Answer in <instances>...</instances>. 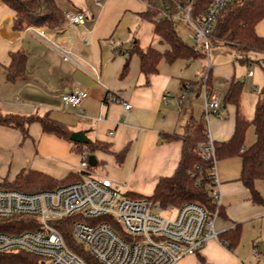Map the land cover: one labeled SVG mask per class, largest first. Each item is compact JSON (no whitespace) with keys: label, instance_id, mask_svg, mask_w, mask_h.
Segmentation results:
<instances>
[{"label":"crops","instance_id":"crops-1","mask_svg":"<svg viewBox=\"0 0 264 264\" xmlns=\"http://www.w3.org/2000/svg\"><path fill=\"white\" fill-rule=\"evenodd\" d=\"M55 1L63 11H82L86 18L80 24H68L65 20V24L57 28L41 27L47 37L44 39L29 26L12 29L13 12L0 0V112L48 114L71 131H83L89 141L107 145L108 151L100 148L93 151L92 164L107 165L111 161L127 166L123 185L130 189L126 192L149 195L160 177L174 172L181 141L163 140L161 134L182 135L191 118H203L205 132L213 141L229 139L234 131L235 107L224 103V95L232 81H241L245 76L257 93L251 97L248 112L243 111L244 106L241 110L246 118H252L254 105L263 94L264 82L256 86L253 81L256 73L252 71L248 75L251 69L243 73L241 79L231 59L235 54L228 52L229 57L223 59L219 56L222 50L215 49L207 64L199 62L204 58H178L171 63L161 59L156 72L146 76L140 71L137 54H129L131 46L136 43L140 48L151 46L159 51L169 46L154 33L153 23L140 17L139 12L146 9L144 1L138 0L141 4L133 12L124 9L123 14L127 16L116 35L110 33V0H98L99 4L95 0H68L65 5ZM140 5H144L143 8ZM143 21L152 23L148 43H142L139 34ZM255 31L264 36V18L255 25ZM154 38L156 44L152 43ZM50 40L69 48L83 67L62 59ZM17 49L26 54V72L24 76L8 80L6 66L11 52ZM260 54L256 52L253 58H263ZM127 57V71L120 76ZM207 71L209 86L205 83L210 94L218 99L219 107L218 114L205 118V98L199 80ZM184 84L189 88L180 102L178 97ZM76 87L85 90L87 95L75 106L63 104L61 95ZM124 102L130 104L128 109L124 108ZM27 134L24 136L20 129L0 124V182L16 181L20 169L25 170L24 174L29 169L38 170L55 179L78 172L79 161L73 154L79 156V144H68L62 140L66 137L43 131L37 121L28 125ZM254 141L253 126H249L245 146ZM126 146L124 160L117 163L113 153ZM240 169L238 156L216 162L217 190L226 215L217 217L215 228L220 232L239 223L238 245L229 249L219 241L209 240L198 253L182 257L173 264H264V204L250 199L248 189L239 180ZM255 187L264 195L263 180L256 181Z\"/></svg>","mask_w":264,"mask_h":264},{"label":"built area","instance_id":"built-area-1","mask_svg":"<svg viewBox=\"0 0 264 264\" xmlns=\"http://www.w3.org/2000/svg\"><path fill=\"white\" fill-rule=\"evenodd\" d=\"M192 1L189 0L187 5L177 4L173 13L161 12V17L187 22L192 29L186 32L187 39L207 53L213 37L214 17L230 0H213L202 19L192 18ZM95 3L99 4V1L95 0ZM64 18L68 24L74 25L83 23L86 16L82 11L65 10ZM28 28L47 38L44 28ZM49 43L60 52L62 59L83 67L69 48L54 40ZM251 74L250 70L248 75ZM206 76L207 72L201 83L205 118L218 114L219 107L218 99L208 91ZM188 88V84L182 86L178 97L180 102ZM86 95L85 90L76 87L66 90L61 101L75 106ZM123 105L126 109L130 107L125 102ZM199 153L202 159L211 163L208 188L216 205L213 211L196 202L161 206L146 197H132L122 191L123 184L92 173L86 150L80 152V178L75 181L36 191L0 187V219L20 216L32 225V228L19 232L0 231V264L11 261L13 254L18 252L36 256L35 264H86L66 244L61 233L64 224L69 226L75 241L101 264H173L185 255L198 253L207 241H219L215 221L221 205L215 144L209 135Z\"/></svg>","mask_w":264,"mask_h":264},{"label":"trees","instance_id":"trees-1","mask_svg":"<svg viewBox=\"0 0 264 264\" xmlns=\"http://www.w3.org/2000/svg\"><path fill=\"white\" fill-rule=\"evenodd\" d=\"M13 12L11 21L12 29H23L27 26L47 27L50 29L65 24L64 11L57 5L55 0H2ZM146 9L139 12L142 19L153 23V31L169 48L159 51L148 46L140 48L136 43L129 49V54H137L140 71L148 76L156 72L158 62L163 59L168 63L178 58L199 59L205 58L206 53L199 46L184 41L177 33L174 20L161 17V12L173 13L176 5H187L189 0H142ZM213 0H193L190 5V14L194 19H202ZM264 18V0H230L215 15L212 28L211 45L218 43L233 47L240 62L250 63L261 59L252 58L249 51L264 53V36L255 31V25ZM6 78L14 80L24 76L26 72V54L17 49L10 54V60L6 66ZM128 68L126 58L120 76H123ZM202 77L199 80L201 84ZM206 82L210 83V73L207 71ZM243 81H232L224 95V103H230L235 107L234 131L231 137L225 141H214L216 159L238 156L241 158L239 180L248 189L250 199L259 204H264V195L255 187L258 180L264 181V91L254 105L252 118L244 116L240 108ZM39 122L45 132L70 138L71 130L62 122L52 119L48 114L21 115L2 114L0 112V124L12 126L27 135V127L33 122ZM249 126H253L255 141L245 146V133ZM203 118H191L182 135L162 133L163 140L178 139L181 141V152L178 164L174 172L168 176L160 177L151 194L143 196L136 193H128L132 197H146L161 206L167 204H181L184 202H196L205 209L213 211L215 203L209 193L210 177L208 170L210 162L201 158L200 146L207 141ZM79 152L86 150L92 155L96 148L108 151L105 144L89 141L78 143ZM127 152V146L114 154L116 162L121 163ZM89 158V157H88ZM19 178V177H18ZM80 178L78 172L69 174L63 179H55L52 176L29 169L18 183L0 182L1 188H13L23 191H36L54 188L60 184L72 182ZM222 206H218V217H225ZM67 222V221H66ZM69 222V221H68ZM32 228V225L24 217L15 216L10 219H0V231L19 232ZM66 244L77 253L86 264H101L92 255L86 252L82 245L72 237L69 226L64 224L61 228ZM241 225L220 231L219 241L227 248L233 249L240 241ZM14 259L3 261L6 264H35L37 257L27 252L13 254Z\"/></svg>","mask_w":264,"mask_h":264},{"label":"rangeland","instance_id":"rangeland-1","mask_svg":"<svg viewBox=\"0 0 264 264\" xmlns=\"http://www.w3.org/2000/svg\"><path fill=\"white\" fill-rule=\"evenodd\" d=\"M61 5H65L68 3V0H57ZM88 1V0H87ZM105 1V0H104ZM138 2V3H137ZM140 2L138 0H110V33L112 32L113 35L118 34L119 28H121L122 23L124 22L125 18L127 15L123 14L124 9H129L131 12H133L136 8L138 7V4ZM141 4V3H140ZM144 5H140V7L143 8ZM141 8V9H142ZM96 14V13H95ZM175 27L178 35L187 43L192 44V42L187 39L186 37V32L187 31H192L191 27L188 25L187 22L181 21L179 19H175ZM151 25L152 23L143 21L141 26L139 27V34L141 35V40L142 43H148L151 37ZM116 30L117 33L114 31ZM131 33H134V30L130 28ZM154 36V35H153ZM156 36V35H155ZM153 44L157 43V39L154 38L152 41ZM230 47H226L223 44H216V45H211L206 53V57L204 59L199 60V62H204V64H207L209 62V57L212 56V53L214 52L215 49H221L220 51V57L222 56L223 59H227L229 57V53L231 52L232 54H235L234 56L231 57V59L234 61L236 68L239 70V73H241V79H243L242 75L243 73H246L248 69H251V71H254L256 74L253 78V81L256 83V86H260L264 82V59H261L260 61H252L250 63L243 62L239 63L238 60V54L236 50L229 49ZM223 54V55H221ZM248 55L250 57L256 56L254 52L249 51ZM264 58V53L260 54ZM221 60V59H220ZM213 61V59H212ZM213 63V62H212ZM211 63V65H212ZM246 78L243 79V87H242V92H241V101H240V108L242 109V106H244L243 111L248 112V110L251 108L250 103H251V97L256 94V89L255 87L251 84L249 77L245 76ZM237 79V77H236ZM240 79V80H241ZM243 100V102H242ZM242 111V110H241ZM251 115V113H250ZM23 134V133H22ZM24 136H28L24 135ZM66 142L72 143L74 145H78V142L71 140L70 138L62 139ZM73 156L80 161V154L79 156H76L74 153ZM79 164V163H78ZM90 170L100 176H107L110 177V179L119 182L121 184H124L127 179V173H128V167H122L119 164H116L114 162L110 161V164H90L89 165ZM20 171V172H19ZM17 172H19V178H18V183L21 182L22 176L25 172L24 169H20ZM122 191L129 190L128 185L122 186L121 187ZM143 196H146L143 194ZM187 256V255H185ZM184 256V257H185Z\"/></svg>","mask_w":264,"mask_h":264},{"label":"water","instance_id":"water-1","mask_svg":"<svg viewBox=\"0 0 264 264\" xmlns=\"http://www.w3.org/2000/svg\"><path fill=\"white\" fill-rule=\"evenodd\" d=\"M70 139L79 143H88L89 140L86 138V136L84 135L83 131H72L70 134ZM89 163L92 164L93 163V156H89Z\"/></svg>","mask_w":264,"mask_h":264}]
</instances>
